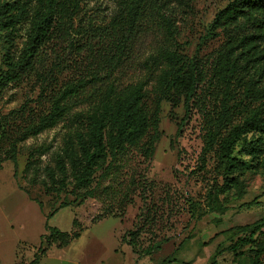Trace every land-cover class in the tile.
I'll list each match as a JSON object with an SVG mask.
<instances>
[{
	"label": "rangeland",
	"instance_id": "1",
	"mask_svg": "<svg viewBox=\"0 0 264 264\" xmlns=\"http://www.w3.org/2000/svg\"><path fill=\"white\" fill-rule=\"evenodd\" d=\"M190 1L191 9L173 4L176 43L185 61L195 59L208 70L223 39L218 31L209 33V24L226 0ZM113 7L114 0L87 1L73 23L76 46L65 48L55 34L30 74L0 97V264H30L34 258L37 264H264V255L252 262L255 246L239 258L226 252L240 236V227L264 216V156L240 178L241 192H222L218 203H211L210 187L221 183L215 158L206 155L201 167L204 119L196 107L184 119L182 99L177 106L160 103L157 132L150 130L137 147L127 149L107 176L95 175L93 197L81 202L70 188L56 195L41 186L42 181L49 184L45 169L54 166L71 122L21 138L47 112L64 83L99 66L100 44L107 41L101 31H89L88 26H105ZM149 20L128 67L116 75L122 85L148 78L139 64L155 50V34L164 29L158 20ZM23 40L24 36L15 41L17 50ZM69 50L72 61L66 56ZM3 55L0 36V69ZM153 85L152 78L146 86L149 112L156 100ZM46 146L49 151L34 155L36 164L26 170L29 154ZM63 202L72 204L60 208ZM48 228L79 236L60 248L46 240ZM133 233L134 250L127 244ZM263 238L258 235L255 242ZM152 246L157 248L147 255Z\"/></svg>",
	"mask_w": 264,
	"mask_h": 264
},
{
	"label": "trees",
	"instance_id": "2",
	"mask_svg": "<svg viewBox=\"0 0 264 264\" xmlns=\"http://www.w3.org/2000/svg\"><path fill=\"white\" fill-rule=\"evenodd\" d=\"M98 0H0V36L3 41L4 69H0V97L11 85L19 83L33 70L34 63L57 34L65 48L72 49L78 32L73 23L81 6ZM190 0H114L112 16L101 27L107 43L100 44L99 66L87 74L68 80L50 100L49 109L27 127L24 137H35L65 121L71 122L54 156V166L45 169L49 184L41 182L48 193H69L82 200L93 197L94 177L107 176L127 149L137 147L152 130L157 132L160 103L174 106L183 100L184 119L196 107L204 119L203 148L199 156L212 153L220 185L210 187L211 203L218 195L235 189L241 192L240 178L264 156V0H226L209 24V33L223 38L215 50L208 70L195 60H186L176 43L174 3L191 9ZM156 19L164 29L155 34L157 46L139 64L147 79L120 84L117 73L128 67L131 52L149 20ZM79 26H77L78 28ZM81 30V26L79 27ZM24 36L22 46L15 41ZM71 51L67 59H71ZM153 71H158L154 77ZM153 78L156 93L154 110L145 106L146 86ZM74 108H79L72 113ZM153 141H150V148ZM50 146L34 149L26 170L36 164ZM14 161V158H11ZM213 186V187H212ZM72 203H61L60 208ZM52 215H49L50 218ZM48 242L66 246L79 233L68 235L48 228ZM240 236L226 252L235 258L255 246L252 262L264 255V216L239 228ZM128 246L136 248V233ZM158 246V245H157ZM157 246L150 247L146 254ZM34 258L30 264H37ZM214 263V262H213ZM236 264H241L236 262Z\"/></svg>",
	"mask_w": 264,
	"mask_h": 264
}]
</instances>
